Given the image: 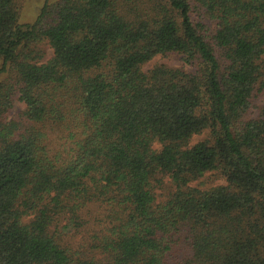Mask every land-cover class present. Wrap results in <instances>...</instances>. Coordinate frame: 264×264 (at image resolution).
<instances>
[{"label":"trees","instance_id":"obj_1","mask_svg":"<svg viewBox=\"0 0 264 264\" xmlns=\"http://www.w3.org/2000/svg\"><path fill=\"white\" fill-rule=\"evenodd\" d=\"M18 2L0 0V264H264V0H44L30 24ZM169 54L192 70H143Z\"/></svg>","mask_w":264,"mask_h":264},{"label":"rangeland","instance_id":"obj_2","mask_svg":"<svg viewBox=\"0 0 264 264\" xmlns=\"http://www.w3.org/2000/svg\"><path fill=\"white\" fill-rule=\"evenodd\" d=\"M44 3V0H19V22L21 24H30L32 23L36 16L38 15L42 5ZM43 48L46 53V61L50 59L51 57V50L46 46L43 45ZM153 65H165L170 68H182L183 70L190 72L192 69L189 66H185L183 62L181 61L180 57L174 54H169L166 56H158L155 57L152 61H150L148 64H146L143 68V70L150 69ZM4 81V76L0 77V83ZM264 105V92L260 93L259 96H257L256 100L254 101V107L251 110L250 116L254 117L258 114L260 111V108ZM24 110V105L20 102H15L13 109L10 111L8 115V120L16 119L21 112ZM58 137V134L51 133L50 138L55 139ZM204 138L203 136H197L191 139L190 144H194ZM63 141H50V146L52 148H59L61 147ZM199 183H202L203 186H215L222 184L221 178L217 174H207L204 176V178L199 179L195 182L194 185H199Z\"/></svg>","mask_w":264,"mask_h":264}]
</instances>
